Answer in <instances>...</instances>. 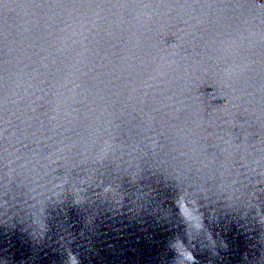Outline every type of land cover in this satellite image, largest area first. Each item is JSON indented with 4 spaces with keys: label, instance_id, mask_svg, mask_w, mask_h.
<instances>
[{
    "label": "water",
    "instance_id": "water-1",
    "mask_svg": "<svg viewBox=\"0 0 264 264\" xmlns=\"http://www.w3.org/2000/svg\"><path fill=\"white\" fill-rule=\"evenodd\" d=\"M179 244L264 264V0H0V264Z\"/></svg>",
    "mask_w": 264,
    "mask_h": 264
},
{
    "label": "clouds",
    "instance_id": "clouds-1",
    "mask_svg": "<svg viewBox=\"0 0 264 264\" xmlns=\"http://www.w3.org/2000/svg\"><path fill=\"white\" fill-rule=\"evenodd\" d=\"M180 211L184 217V219L193 224V226L197 229L202 227V222L194 217L191 209L187 206V204L182 203L180 205ZM174 251L177 254V257L183 258V260L187 261L188 264H196L195 258L192 256L191 252H189L183 244H179L174 248ZM69 264H78L76 257L69 254Z\"/></svg>",
    "mask_w": 264,
    "mask_h": 264
}]
</instances>
